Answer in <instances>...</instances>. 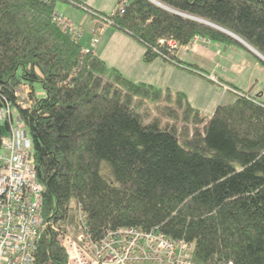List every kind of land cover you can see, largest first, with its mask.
<instances>
[{"label":"trees","instance_id":"obj_1","mask_svg":"<svg viewBox=\"0 0 264 264\" xmlns=\"http://www.w3.org/2000/svg\"><path fill=\"white\" fill-rule=\"evenodd\" d=\"M58 1L0 0V109L8 103L32 139L45 218L66 228L79 203L97 238L159 227L190 242L196 264H264V96L241 92L206 117L183 92L135 84L94 51L83 56L53 22ZM155 1L228 30L264 56V0ZM123 3L113 27L145 45V62L168 56L179 64L169 41L244 48L148 0ZM38 83L45 98L36 96ZM4 130L0 123V151ZM57 237L45 234L36 264H68Z\"/></svg>","mask_w":264,"mask_h":264},{"label":"built area","instance_id":"obj_2","mask_svg":"<svg viewBox=\"0 0 264 264\" xmlns=\"http://www.w3.org/2000/svg\"><path fill=\"white\" fill-rule=\"evenodd\" d=\"M117 11L123 14L124 3L109 16L90 10L92 49L83 48V56L92 53L100 45L101 36L113 28L112 17ZM53 22L73 43L81 45L86 33L83 26L58 12L54 14ZM197 40L201 39L194 42ZM161 45L166 43L161 41ZM187 48L189 46L179 47L174 41L168 43L170 52ZM162 58L169 61L168 56ZM224 88L235 95L245 96L227 86ZM23 89L28 92L27 88ZM0 123L8 124L5 131L8 136L4 138L0 151V264H36L40 242L47 232L57 233L58 242L67 253L68 264H196L193 245L183 239L172 240L159 227L152 230L122 227L106 230L97 238L79 203L71 207L75 219L72 225L59 227L47 220L43 210L44 188L37 177L32 139L8 103L0 109Z\"/></svg>","mask_w":264,"mask_h":264},{"label":"crops","instance_id":"obj_3","mask_svg":"<svg viewBox=\"0 0 264 264\" xmlns=\"http://www.w3.org/2000/svg\"><path fill=\"white\" fill-rule=\"evenodd\" d=\"M60 1L68 5L65 11L73 14L76 20L82 22L81 24L89 25L86 24V20L84 21L79 9L89 18L88 12L76 7L72 2L65 0L58 2ZM80 1L86 6L84 9L106 15L115 12L120 2V0ZM90 28V26L86 28L87 32ZM89 34L92 35L90 32ZM100 42L94 53L104 60L110 69L118 70L124 78L135 84H150L159 90H170L173 93L183 92L187 96L188 103L206 117L213 116L218 106L233 103L235 100V94L225 91L221 85L234 91L249 93L251 97L264 96L262 60L247 47L243 48L248 51L244 53L240 51L239 46L220 45L201 39L193 41L194 43H191L187 49H180L176 55L179 64H173L161 58L145 62L147 53L145 45L115 27L108 29L101 36ZM209 81L215 88L222 89L223 94L221 95L213 86H208ZM200 85L203 90L209 87L212 92L211 96L206 95L205 106H209L211 102L210 109L201 106L200 98L203 96L198 90Z\"/></svg>","mask_w":264,"mask_h":264},{"label":"rangeland","instance_id":"obj_4","mask_svg":"<svg viewBox=\"0 0 264 264\" xmlns=\"http://www.w3.org/2000/svg\"><path fill=\"white\" fill-rule=\"evenodd\" d=\"M153 1H155V0H153ZM67 7H68V5L67 4H65V3H63L62 1H60V2H58L57 3V5H56V12H58V13H60V14H62L65 18H67V19H69V20H71V21H73L76 25H78V26H83L84 28H85V30H86V33L83 35V37H82V40H81V45H82V47L85 49V50H90V49H92V39H93V36L92 35H90L89 34V32H87V29L86 28H88V26H90L91 27V25H92V23H93V20H92V15L90 14L89 15V18L87 17V15L84 13V11H82V10H80L79 9V11L81 12V15H83V19H84V21L86 20L87 22H86V24H88L89 23V25H84V24H81L82 22L81 21H78V20H76V18H75V16L73 15V14H70V12L68 11H65L66 9H67ZM75 8V7H74ZM75 9H77V8H75ZM83 9V8H82ZM78 10V9H77ZM84 10V9H83ZM86 12H87V10H85ZM81 22V23H80ZM91 38V39H90ZM97 49V48H96ZM96 49H94V52H95V50ZM239 49H240V51H245V52H248L247 50H244L242 47H239ZM244 52V53H245ZM110 62V61H109ZM201 76V75H200ZM204 76V75H203ZM202 76V77H203ZM202 81V80H201ZM208 86H213V88L216 90V91H218V92H220V94L222 95L223 94V92H222V89H219V88H215V86L213 85V83H211L210 81L208 82ZM222 87L221 88H224V86L223 85H221ZM34 89H35V92H36V96H37V98H45L46 97V93H45V91H44V89L42 88V85L40 84V83H38V84H35L34 85ZM198 90H200V92H201V95L203 96V97H201L200 98V103H201V106L204 108V107H207L208 109H210V105L212 106V103L210 102V105L209 106H205V105H207L206 104V95H210L211 96V91H210V89H209V87H207L206 89H202V86L200 85V88L198 89ZM224 90L226 91V89L224 88ZM229 91V90H228ZM26 92H27V90L26 89H21V94L22 95H24L25 97L26 96H28L27 94H26ZM246 92V91H245ZM233 93V92H232ZM215 95H216V93H215ZM215 95H214V97H215ZM234 98V97H233ZM226 104V103H225ZM144 106L145 107H147V109L149 110V111H151V113L153 114L152 116H157V112L155 111V106H153V104H150V103H145L144 104ZM25 107H27V106H25ZM206 113V112H205ZM205 113H203V114H205ZM208 113V112H207ZM163 124L165 125V124H169V125H171L172 123L171 122H169V121H167V119H164L163 120ZM180 126V125H179Z\"/></svg>","mask_w":264,"mask_h":264},{"label":"water","instance_id":"obj_5","mask_svg":"<svg viewBox=\"0 0 264 264\" xmlns=\"http://www.w3.org/2000/svg\"><path fill=\"white\" fill-rule=\"evenodd\" d=\"M150 1L153 5L157 6V7H160L161 9L165 10L166 12H170L176 16H180V17H183L187 20H192V21H195L199 24H203L205 26H209L211 28H214L216 30H218L219 32L221 33H224L226 34L227 36H230L231 38L237 40L243 47H247L248 50H250V52H252L256 57H259L263 62H264V56H262L258 51H256L252 46H250L247 42L245 43L239 36H236L235 34H232L231 32H229L228 30L224 29V28H221L213 23H210L206 20H203V19H199V18H196V17H193V16H188L186 14H183V13H180V12H176L174 11L173 9L169 8L168 6H164L162 4H160L159 2L158 3H154L153 0H148ZM4 134H5V137L8 136V134H6L5 130H4Z\"/></svg>","mask_w":264,"mask_h":264},{"label":"bare ground","instance_id":"obj_6","mask_svg":"<svg viewBox=\"0 0 264 264\" xmlns=\"http://www.w3.org/2000/svg\"><path fill=\"white\" fill-rule=\"evenodd\" d=\"M155 4L158 3L157 1H153ZM67 81V80H66ZM68 87V86H67Z\"/></svg>","mask_w":264,"mask_h":264}]
</instances>
